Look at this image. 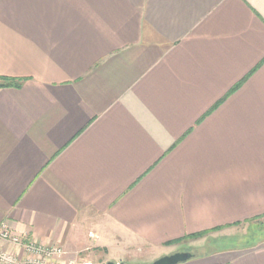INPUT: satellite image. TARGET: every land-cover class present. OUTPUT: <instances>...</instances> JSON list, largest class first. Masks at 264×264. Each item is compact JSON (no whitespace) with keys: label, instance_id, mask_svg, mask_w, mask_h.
I'll return each mask as SVG.
<instances>
[{"label":"crops","instance_id":"obj_1","mask_svg":"<svg viewBox=\"0 0 264 264\" xmlns=\"http://www.w3.org/2000/svg\"><path fill=\"white\" fill-rule=\"evenodd\" d=\"M2 82L16 234L123 262L264 221V0H0ZM183 264H264V238Z\"/></svg>","mask_w":264,"mask_h":264},{"label":"rangeland","instance_id":"obj_2","mask_svg":"<svg viewBox=\"0 0 264 264\" xmlns=\"http://www.w3.org/2000/svg\"><path fill=\"white\" fill-rule=\"evenodd\" d=\"M264 238V227L261 223H243L238 224L232 228L220 229L212 233H208L203 237L190 239L174 248L159 249L154 251L153 254L147 255L144 258H138L135 256L132 259L127 257H122L125 264H143L151 263L156 259L169 255L176 252H193V253H202L205 251L215 250L217 248L224 247H238L245 244L253 242V240H260ZM115 250L111 249L110 253L107 255L104 252H93L92 259H90L94 264H102L103 257L106 259V264L108 261L112 260L111 258L119 255Z\"/></svg>","mask_w":264,"mask_h":264},{"label":"built area","instance_id":"obj_3","mask_svg":"<svg viewBox=\"0 0 264 264\" xmlns=\"http://www.w3.org/2000/svg\"><path fill=\"white\" fill-rule=\"evenodd\" d=\"M0 241L12 247L0 246V264H94L84 255L66 258V251L59 244L44 245L34 238L16 234L8 222L0 224Z\"/></svg>","mask_w":264,"mask_h":264},{"label":"water","instance_id":"obj_4","mask_svg":"<svg viewBox=\"0 0 264 264\" xmlns=\"http://www.w3.org/2000/svg\"><path fill=\"white\" fill-rule=\"evenodd\" d=\"M194 257H195V253L193 252H187V251L176 252L169 255H164L151 263H143V264H183ZM106 264H125V263L110 260Z\"/></svg>","mask_w":264,"mask_h":264},{"label":"trees","instance_id":"obj_5","mask_svg":"<svg viewBox=\"0 0 264 264\" xmlns=\"http://www.w3.org/2000/svg\"><path fill=\"white\" fill-rule=\"evenodd\" d=\"M0 86H19V84L17 83H12V82H2L0 83ZM262 226L264 227V222L261 223ZM222 228H217V229H214V230H220ZM210 231H206V232H202V233H197V234H193V235H190L188 237H186L187 239H196V238H200V237H203L204 235L208 234Z\"/></svg>","mask_w":264,"mask_h":264}]
</instances>
